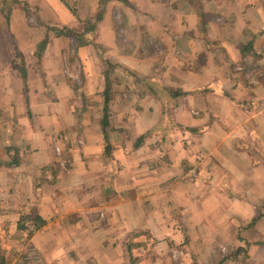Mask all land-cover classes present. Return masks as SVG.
<instances>
[{
  "label": "crops",
  "instance_id": "0c3cea01",
  "mask_svg": "<svg viewBox=\"0 0 264 264\" xmlns=\"http://www.w3.org/2000/svg\"><path fill=\"white\" fill-rule=\"evenodd\" d=\"M0 135L5 264H264V0H0Z\"/></svg>",
  "mask_w": 264,
  "mask_h": 264
},
{
  "label": "rangeland",
  "instance_id": "374dc122",
  "mask_svg": "<svg viewBox=\"0 0 264 264\" xmlns=\"http://www.w3.org/2000/svg\"><path fill=\"white\" fill-rule=\"evenodd\" d=\"M52 28L53 27H50L49 29L52 30ZM107 61L108 62H106V69L109 71V77H110L111 76L112 69L115 68V64H113L110 60H107ZM71 82H72L73 86L77 88V85L74 84L76 82L73 81V80H71ZM76 88H74V89H76ZM76 95H82V93H78L77 90H76ZM83 101H84V99H83ZM84 104H85V102H83V108H84ZM6 144H7L6 143V139L4 138V136H1L0 135V159H2V160H7L10 157L9 154H8L9 152L7 150L9 148H6ZM3 240L4 239H2L0 237V243ZM19 248L20 249L22 248V250H21L22 252H21V255H19V257H18L19 263L16 262L15 264H21V263L22 264H42L40 262L42 260H39V258L37 256L38 255L37 250L32 245L24 244V246H20ZM3 253H4V250L3 249H0V254H3Z\"/></svg>",
  "mask_w": 264,
  "mask_h": 264
},
{
  "label": "trees",
  "instance_id": "16d2710c",
  "mask_svg": "<svg viewBox=\"0 0 264 264\" xmlns=\"http://www.w3.org/2000/svg\"><path fill=\"white\" fill-rule=\"evenodd\" d=\"M53 29V28H52ZM58 30V29H57ZM57 33H61V34H65V33H68V30L67 31H64V30H59ZM47 40H48V37L46 35V38L40 43V48H44L46 43H47ZM104 75H105V79H106V88L104 90V116H103V119H102V128L103 130L105 131V127H108L109 123H108V113H107V103H108V100H109V97H108V90H109V86H108V79L107 77H109V71L106 70L104 71ZM107 150V148H106ZM14 162V159L12 158L8 163L9 164H12ZM1 164V162H0ZM256 218H254L251 223H253L255 221ZM22 220H24V222L26 223L25 224V227L27 228L28 224H31L32 225V230H30L29 232H32L33 230H36L38 229L41 225H43L45 223V221L43 219H41V217L37 214H34L32 219H30V216L28 215H22ZM0 264H5V258H4V255L3 254H0Z\"/></svg>",
  "mask_w": 264,
  "mask_h": 264
}]
</instances>
